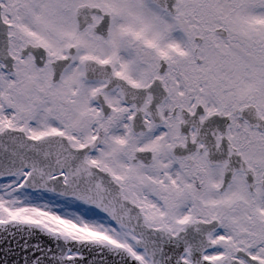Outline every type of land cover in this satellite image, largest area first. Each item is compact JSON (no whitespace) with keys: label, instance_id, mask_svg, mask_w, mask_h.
Wrapping results in <instances>:
<instances>
[{"label":"snow or ice","instance_id":"obj_1","mask_svg":"<svg viewBox=\"0 0 264 264\" xmlns=\"http://www.w3.org/2000/svg\"><path fill=\"white\" fill-rule=\"evenodd\" d=\"M0 264H264V0H0Z\"/></svg>","mask_w":264,"mask_h":264}]
</instances>
